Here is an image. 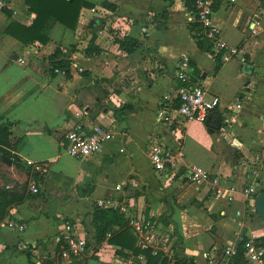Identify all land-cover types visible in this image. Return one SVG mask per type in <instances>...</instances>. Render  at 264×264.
Masks as SVG:
<instances>
[{
	"label": "crops",
	"instance_id": "crops-1",
	"mask_svg": "<svg viewBox=\"0 0 264 264\" xmlns=\"http://www.w3.org/2000/svg\"><path fill=\"white\" fill-rule=\"evenodd\" d=\"M5 1L12 13L10 16L0 7V121L13 123L22 165L27 168L41 162L47 172L38 183L39 193H33L29 185L23 200L10 208L11 219L25 224V229L9 226L14 230L9 231L10 218L0 220V252L19 240L33 246L43 241L34 251L46 248L53 252L68 220L88 240L95 234L92 212L96 200L108 197L128 206L126 217H152L160 228L172 225L175 242L182 237L189 264H206L210 255L221 254L218 244L239 241L244 234L249 239L264 235L250 233L256 225L247 224V219L258 213L256 195L242 193L249 185L264 190V172L253 177L243 164L264 147L261 0H219L214 5L220 37L238 48V54L222 62L215 74L213 56L197 46L188 28L194 16L186 0H174L172 5L168 0H88L94 6L82 8L76 29L56 23L47 44H24L5 33L13 20L29 24L35 17L25 0ZM104 1L116 9L104 7ZM166 8L169 17L163 27L160 13ZM127 35L141 42L132 55L115 42L116 37ZM92 40L100 52L86 54ZM70 46L76 48L70 76L61 72L52 75L50 55L58 47L65 50ZM184 56L190 59L194 82L218 95L222 107L238 108V121L227 130L222 129L220 112V127L207 120H192L178 127L159 121L158 109L175 97L180 85L176 71ZM127 104L133 105L131 112L122 110ZM76 108L88 109L92 122L115 130L99 153L86 158L74 157L66 150V132L78 123H88L73 114ZM237 141L243 144L242 151L234 147ZM154 142L177 153L178 164L155 170L147 154ZM193 164L228 179L237 190L235 199L216 197L208 183H192L186 168ZM28 171L30 183L36 181L34 172ZM91 182L94 191L80 196L78 189ZM118 184L122 185L119 191ZM248 208L254 210L250 215ZM166 213L172 221L169 224L162 221ZM108 252L105 255L109 254L111 261L118 255ZM11 260L28 264L20 252L6 258L0 254V264ZM219 263L227 264V258ZM90 264L101 263L92 259Z\"/></svg>",
	"mask_w": 264,
	"mask_h": 264
},
{
	"label": "built area",
	"instance_id": "built-area-1",
	"mask_svg": "<svg viewBox=\"0 0 264 264\" xmlns=\"http://www.w3.org/2000/svg\"><path fill=\"white\" fill-rule=\"evenodd\" d=\"M219 0H195L196 10L191 12L194 19L201 22L204 27V33L212 39L214 50L222 52V62H228L238 54V48L231 45L220 37V28L214 22V5ZM235 1V0H231ZM0 7H9L5 0H0ZM95 11V9H92ZM244 59H242L243 61ZM58 73L60 71L56 70ZM192 65L189 57L184 56L177 65L176 75L180 81L175 97L168 98L157 111L159 121L169 126L178 127V125H187L189 121L198 120L205 122L212 112H220L222 118V129L225 131L234 122L238 121L236 111L237 107L231 105L229 107L221 106V98L218 95H212L204 86L193 81ZM64 74V72H61ZM73 114L79 119H86L87 124L78 123L75 127L66 132L65 138L67 142V152L77 158H86L99 153L103 145L114 137V127L92 122L90 111L86 108L73 109ZM234 147L242 151L243 144L234 143ZM236 148V149H237ZM148 158L155 170L161 172L168 167H174L178 164L180 156L170 148L154 142L148 149ZM243 164L248 167L253 177L260 176L264 172V147L257 150L249 158L243 160ZM34 171L44 176L47 167L41 162L32 164ZM188 179L195 184L208 183L215 193L216 197H224L226 200L233 201L236 188L231 185L228 179H224L218 174H213L207 168L193 164L186 168ZM122 189V185L118 184L116 190ZM30 190L33 193H39V184L32 181ZM261 189L256 185H249L243 188L242 193L246 196L257 195ZM96 205L110 209H119L127 215L128 206L120 203L113 197L101 198L96 200ZM240 214V212H238ZM129 225L137 235V246L143 250L150 249L153 255L163 254L167 258L174 260L175 256V234L172 225L160 228V223L146 216L128 217ZM8 226L18 227L20 230L25 229V224L18 223L15 219L7 221ZM62 239L63 255L71 258L72 254L77 256L85 255L90 247H87L88 240L86 236L80 235L74 227L72 221H65L63 226ZM112 233H108L107 238L101 243L100 251H110L117 255V248L112 246L108 239ZM238 240L227 242L225 244L216 245V249L221 251L217 256L208 258L206 264H220L223 258L231 259L237 252ZM245 257L248 264H264V247L257 243L255 239H249L244 244ZM207 254V255H208ZM146 258L144 254H135L131 251L118 254L114 257L111 264H145Z\"/></svg>",
	"mask_w": 264,
	"mask_h": 264
},
{
	"label": "trees",
	"instance_id": "trees-1",
	"mask_svg": "<svg viewBox=\"0 0 264 264\" xmlns=\"http://www.w3.org/2000/svg\"><path fill=\"white\" fill-rule=\"evenodd\" d=\"M168 1L170 5L174 2V0ZM261 2L264 6V0H261ZM25 5L30 13L35 14L33 20L29 24L13 20L5 29V33L15 37L24 44L33 42L47 44L50 41V30L56 23H60L73 30L76 29L79 23L82 8H92L94 6L88 0H25ZM102 5L109 9H116V6L109 1H104ZM186 5L189 11L194 12L196 10L195 0H186ZM2 9L11 16L12 12L7 7H3ZM160 17L164 19V21L160 20L159 22L163 27H165V23L169 17L168 8L161 11ZM188 28L196 39L197 46L201 50L206 51L213 56L215 61L214 74L217 73L223 64L222 52H216L214 50L213 41L205 35L204 27L199 20L194 19L189 23ZM115 42L119 44L120 50L127 55H132L141 47V42L137 38L128 35L122 38L116 37ZM75 51L76 48L74 46H70L65 50L58 47L50 55V72L52 75L58 73L56 71L58 70L60 72H64L65 76H70L72 67L71 58ZM99 52L100 48L94 44L93 40L85 50L86 54ZM122 110L131 112L133 110V105L127 104L122 108ZM12 124L13 123L11 122L0 121V158L3 159V155H5L13 159V164H17L21 162L20 157L16 153L19 139H16L13 135L11 130ZM27 168L34 172L37 183L43 182L44 177L34 171L32 164L27 165ZM94 188L95 183L91 182L86 187L79 188L78 193L80 196L90 195L94 191ZM26 189V186H14L10 190L0 188V220L12 217L10 214V208L23 200ZM162 221L165 224L172 222L167 213L163 215ZM92 223L95 230L94 238L99 247L107 238L108 233L111 232L112 236L108 239V241L112 246L117 248L118 254L128 251L135 254L142 253L146 258L145 264H189L187 257L184 254L181 235L175 242L174 246L176 252L174 260H171L163 254L153 255L150 249L143 250L138 247L137 235L129 225L128 217H126L119 209H110L95 205L92 212ZM177 230L178 228L176 227L175 231ZM247 240H249V237L246 234L242 235V238L239 239L237 244L236 254L231 257V259H227V264H248L244 249V244ZM255 241L264 247V235L256 237ZM42 243L43 241L37 243V245H41ZM64 243L65 242L60 239L57 244V253L59 252L60 256H62V246ZM36 246H33L31 243H27L23 240H19L17 244L12 247L5 246L4 250L0 252V254L6 258V256L14 252H20L26 255L28 264H38V262L34 259L33 254ZM87 247H89V242ZM92 259L100 262L98 257L92 255L88 259L84 260V263L77 262L75 264H90V260ZM50 260L51 259L48 258L44 264H49Z\"/></svg>",
	"mask_w": 264,
	"mask_h": 264
},
{
	"label": "rangeland",
	"instance_id": "rangeland-1",
	"mask_svg": "<svg viewBox=\"0 0 264 264\" xmlns=\"http://www.w3.org/2000/svg\"><path fill=\"white\" fill-rule=\"evenodd\" d=\"M27 171L28 169L22 165V162L9 165L4 161V159L0 158V188L10 190L14 186H26V188L29 187L31 183L30 176L27 174ZM26 174L28 175V177ZM252 210V208H248L247 215H250ZM239 224H241V221H239ZM247 224L256 225L255 229H252V231H250V233H252L253 235H258L264 232V218H262L258 213H254L253 215H251L250 218L247 219ZM6 227L10 228L9 226ZM8 230L14 231L12 230V228ZM88 242L90 249L85 255L82 256L72 254L71 258H67L63 255V253L62 256H60L59 252L57 253L56 247L53 252H49V250L46 248L44 250L37 249V251L33 252L34 259L38 262V264H44V262H46L48 258L51 259L49 264H75L77 262L84 263V260L94 255L95 257H98L101 264L111 263V257L109 256V254L108 256L105 255L110 252L100 251L98 249L99 246L97 245L94 236H90ZM14 261L15 260H11L7 264H17Z\"/></svg>",
	"mask_w": 264,
	"mask_h": 264
},
{
	"label": "water",
	"instance_id": "water-1",
	"mask_svg": "<svg viewBox=\"0 0 264 264\" xmlns=\"http://www.w3.org/2000/svg\"><path fill=\"white\" fill-rule=\"evenodd\" d=\"M208 122H212V124L214 126L220 127L221 125V118L219 116V114L217 112H213L212 114H210L208 116L207 119ZM3 159L4 161L9 164V165H13V159L10 157H7L5 155H3ZM256 211L258 212V214L264 218V190L260 191L257 195H256ZM247 228H245L243 230V234L246 233Z\"/></svg>",
	"mask_w": 264,
	"mask_h": 264
}]
</instances>
